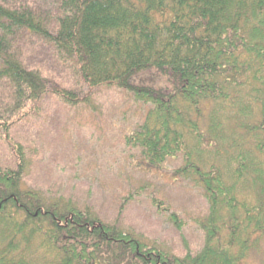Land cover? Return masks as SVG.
<instances>
[{
	"label": "trees",
	"instance_id": "1",
	"mask_svg": "<svg viewBox=\"0 0 264 264\" xmlns=\"http://www.w3.org/2000/svg\"><path fill=\"white\" fill-rule=\"evenodd\" d=\"M55 3L52 27L0 0V140L16 158L0 167V264H264V0ZM24 34L52 47L77 83L148 109L126 145L156 167L182 157L178 174L209 205L195 220V256L148 250L92 208L25 187L32 162L11 139L15 122L48 94L74 109L92 102L28 68Z\"/></svg>",
	"mask_w": 264,
	"mask_h": 264
},
{
	"label": "rangeland",
	"instance_id": "2",
	"mask_svg": "<svg viewBox=\"0 0 264 264\" xmlns=\"http://www.w3.org/2000/svg\"><path fill=\"white\" fill-rule=\"evenodd\" d=\"M3 1L30 6L55 27V0ZM17 39L28 68L42 71L51 87L73 89L92 102L74 109L48 94L15 122L11 139L24 146L32 162L25 187L92 208L102 221L116 224L148 250L180 258L200 252L204 235L195 220L208 214L209 205L202 191L178 174L182 157L156 167L140 150L126 145V136L138 129L148 109L118 89L92 90L77 83L56 60L52 47L34 36ZM15 166V153L0 140V167ZM171 214L179 224L169 220Z\"/></svg>",
	"mask_w": 264,
	"mask_h": 264
}]
</instances>
